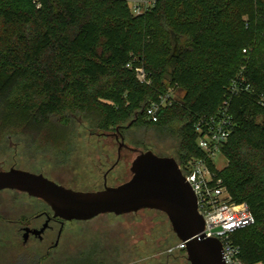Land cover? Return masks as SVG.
Segmentation results:
<instances>
[{
  "label": "trees",
  "instance_id": "16d2710c",
  "mask_svg": "<svg viewBox=\"0 0 264 264\" xmlns=\"http://www.w3.org/2000/svg\"><path fill=\"white\" fill-rule=\"evenodd\" d=\"M263 31L264 0H156L140 16L128 0H0V140L20 134L68 154L82 125L124 143L142 131L177 137L180 165L205 155L196 124L220 110L243 73L253 92L232 100L219 174L255 219L232 241L247 264H264ZM170 89L184 96L148 121L149 105Z\"/></svg>",
  "mask_w": 264,
  "mask_h": 264
},
{
  "label": "rangeland",
  "instance_id": "374dc122",
  "mask_svg": "<svg viewBox=\"0 0 264 264\" xmlns=\"http://www.w3.org/2000/svg\"><path fill=\"white\" fill-rule=\"evenodd\" d=\"M128 1L132 4L134 0ZM250 19L245 18L246 21ZM249 35L250 33H246L243 27L240 28V36L243 41H247ZM177 92H174L176 99ZM87 127L82 125L73 134L68 154L61 152L66 148L62 150L52 146H42L39 142L40 146L20 134L3 138L0 140V172L19 169L38 175L43 174L75 191L94 192L98 190L99 186L103 184L102 174L95 175L93 173L96 159L93 157L94 155L84 153V151L88 152V149L95 146H106L111 148L112 155L116 153L121 141H117L115 134L102 135V133L88 130ZM178 142L177 137L161 139L137 131L132 142L123 143L126 146L123 150L127 161L126 172L120 177L110 178L109 185L114 187L121 185V182L129 181L132 178L131 164L142 152L151 151L158 156L174 158L177 162ZM78 151L80 152L79 157L83 159L80 162L74 160V154ZM227 164V159L223 155H218L216 158L218 169L224 170ZM84 171H88V174H84ZM75 174L77 176L80 174L77 179L74 178ZM95 184H98L97 189L94 187ZM8 199L10 202L16 201L19 204L33 206L36 210L46 209L43 202L18 192L4 191L0 193V202ZM1 225H7V223L0 220ZM76 225L124 227L126 233L124 238H121V246L126 251V256L122 259L123 264H162L161 255L156 254L155 248L164 240L162 232L170 231V235H172L167 215L159 211L143 210L136 214L119 217L101 215L91 221L76 223ZM12 239L10 235L0 233V264H30V259L21 256L19 248L14 245ZM172 239L173 242H180L174 235H172ZM131 252L132 254L129 255Z\"/></svg>",
  "mask_w": 264,
  "mask_h": 264
},
{
  "label": "water",
  "instance_id": "95a60500",
  "mask_svg": "<svg viewBox=\"0 0 264 264\" xmlns=\"http://www.w3.org/2000/svg\"><path fill=\"white\" fill-rule=\"evenodd\" d=\"M176 96L181 99L184 93L179 90ZM131 172L132 178L119 186L81 192L43 175L10 169L0 172V192L18 191L41 199L66 221L160 211L170 220L174 236L186 246L191 264H225L222 244L206 237L197 197L174 158L142 152L133 161Z\"/></svg>",
  "mask_w": 264,
  "mask_h": 264
},
{
  "label": "flooded vegetation",
  "instance_id": "af4514ba",
  "mask_svg": "<svg viewBox=\"0 0 264 264\" xmlns=\"http://www.w3.org/2000/svg\"><path fill=\"white\" fill-rule=\"evenodd\" d=\"M115 137L117 141H121V145L115 154L111 155V148L106 146H95L88 149V152L84 151V153L94 155L93 157L96 159L93 173L95 175L102 174L103 184L99 186L98 190H103L106 186L111 187L109 181L126 172L127 161L126 155L123 153L126 146H124L121 136L115 135ZM79 156L80 152H75L74 160L77 162L83 160ZM84 172V174H88V171ZM78 176L75 174L74 178L77 179ZM48 179L52 180L51 178ZM57 184L64 186L60 183ZM18 193L41 201L46 206V209L36 210L33 206L19 204L16 201L10 202L9 199L0 202V220L7 223V225L0 226V233L10 235L13 238L12 242L19 248L21 256L30 259V264H123L122 259L126 256V251L121 246V238H124L126 233L124 227L76 225V223L91 220L66 221L58 217L43 200L27 193ZM170 228L171 234L176 235L171 222ZM161 234L164 240L158 244L155 251L157 255H161L162 264H191L184 243L181 241L173 242L170 231Z\"/></svg>",
  "mask_w": 264,
  "mask_h": 264
},
{
  "label": "built area",
  "instance_id": "2783aa9c",
  "mask_svg": "<svg viewBox=\"0 0 264 264\" xmlns=\"http://www.w3.org/2000/svg\"><path fill=\"white\" fill-rule=\"evenodd\" d=\"M130 5L132 13L140 16L149 13L155 7L156 0H134ZM243 53L248 55L247 50ZM131 67L129 64L128 68ZM135 72L142 83L151 84L143 68H137ZM227 91L228 99L220 110L196 124L197 146L205 155L192 157L180 164L179 169L197 197L198 212L205 222L206 237L217 239L222 244L225 264H247L242 259V249L233 243L232 237L238 231L254 225L255 219L246 204H236L232 201L220 177L222 170L218 169L216 158L223 155L221 147L228 143L235 125L231 114L232 100L239 95L252 93L253 89L243 73H240ZM174 92L175 90L170 89L159 101L149 105L146 110L148 121L158 122L162 109L176 100ZM257 102L258 105L264 106V93L259 95Z\"/></svg>",
  "mask_w": 264,
  "mask_h": 264
}]
</instances>
